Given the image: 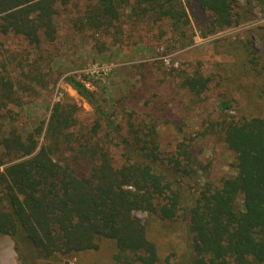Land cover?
<instances>
[{
	"label": "trees",
	"instance_id": "obj_1",
	"mask_svg": "<svg viewBox=\"0 0 264 264\" xmlns=\"http://www.w3.org/2000/svg\"><path fill=\"white\" fill-rule=\"evenodd\" d=\"M196 5L211 17L210 34L248 19V9L236 10L233 0H196ZM255 5L264 13V0ZM71 9L94 31L165 25L185 39L190 25L182 0H0V34L35 46L54 41L57 17ZM236 50L245 58L244 75H263L264 62L257 67L258 56L249 47ZM174 78L196 99L208 89L209 78L198 70L176 71ZM66 82L91 105L97 135L105 113L82 82L73 77ZM0 84L7 86L1 76ZM232 109L230 101L220 102L214 127L234 155L236 175L216 186L206 182L188 202L172 188L180 163L173 172L159 160L154 131L140 134L131 127L123 136L106 121V132L114 133L121 149L117 167L103 146L71 132L77 109L55 103L40 146L41 125L25 136L9 132L0 139V148L20 159L0 171V237L12 240L25 264H57L60 257L96 252L104 241L114 246L112 264H158L150 224L180 220L188 232L187 264H264V118L230 116ZM64 149L70 159L62 156ZM81 163L89 166L85 174L78 171ZM133 212L147 213L151 223H141Z\"/></svg>",
	"mask_w": 264,
	"mask_h": 264
},
{
	"label": "rangeland",
	"instance_id": "obj_2",
	"mask_svg": "<svg viewBox=\"0 0 264 264\" xmlns=\"http://www.w3.org/2000/svg\"><path fill=\"white\" fill-rule=\"evenodd\" d=\"M182 2L190 21L185 39L165 25H125L123 33L119 28L87 30L74 9L57 17L54 41L42 40L35 46L22 37L0 34V76L7 83L0 84V139L9 132L25 136L41 125L40 146L52 107L62 101L77 109L71 132L103 146L117 167L123 162L121 149L114 133L106 132V121L113 122L123 136L131 127L140 134L154 131L159 160L173 172L175 162L180 163L172 188L188 202L206 182L216 186L235 176L234 155L214 126L222 101L232 104L230 116L264 118V73L258 78L252 77L253 72L244 75L240 65L245 58L238 57L236 50L247 46L258 56L257 67L264 62V13L256 0H233L236 10L248 9V19L210 34V15L199 10L196 0ZM183 70H198L209 78L208 89L199 99L181 89L174 78L176 71ZM67 77L82 82L105 113L103 130L97 135L92 133L91 105L70 88ZM71 155L63 150L62 156L70 159ZM17 159L0 148V171ZM78 171L85 174L89 166L81 163ZM132 215L143 224L151 223L145 212ZM150 225L158 264L166 259L168 264H187L186 225L180 220ZM100 245L96 252L60 257L56 263L112 264L114 246L109 241ZM0 264H25L6 236L0 237Z\"/></svg>",
	"mask_w": 264,
	"mask_h": 264
}]
</instances>
